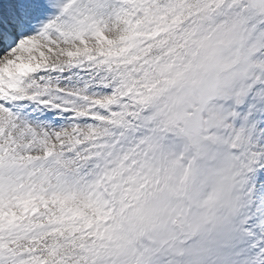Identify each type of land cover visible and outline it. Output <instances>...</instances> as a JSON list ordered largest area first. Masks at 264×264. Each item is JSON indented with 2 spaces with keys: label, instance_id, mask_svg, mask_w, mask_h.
I'll use <instances>...</instances> for the list:
<instances>
[{
  "label": "snow or ice",
  "instance_id": "obj_1",
  "mask_svg": "<svg viewBox=\"0 0 264 264\" xmlns=\"http://www.w3.org/2000/svg\"><path fill=\"white\" fill-rule=\"evenodd\" d=\"M0 264H264V0H0Z\"/></svg>",
  "mask_w": 264,
  "mask_h": 264
}]
</instances>
